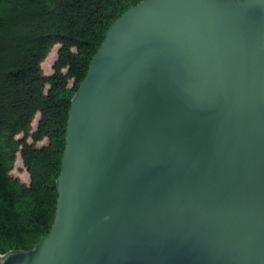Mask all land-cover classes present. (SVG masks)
Wrapping results in <instances>:
<instances>
[{
    "label": "water",
    "instance_id": "1",
    "mask_svg": "<svg viewBox=\"0 0 264 264\" xmlns=\"http://www.w3.org/2000/svg\"><path fill=\"white\" fill-rule=\"evenodd\" d=\"M52 226L0 264H264V0H140L67 114Z\"/></svg>",
    "mask_w": 264,
    "mask_h": 264
},
{
    "label": "trees",
    "instance_id": "2",
    "mask_svg": "<svg viewBox=\"0 0 264 264\" xmlns=\"http://www.w3.org/2000/svg\"><path fill=\"white\" fill-rule=\"evenodd\" d=\"M139 1L0 0V255L49 232L71 99L109 25ZM17 158L28 181L12 174Z\"/></svg>",
    "mask_w": 264,
    "mask_h": 264
},
{
    "label": "rangeland",
    "instance_id": "3",
    "mask_svg": "<svg viewBox=\"0 0 264 264\" xmlns=\"http://www.w3.org/2000/svg\"><path fill=\"white\" fill-rule=\"evenodd\" d=\"M57 46L58 45L53 46L45 59L41 62L42 69L45 73H49L51 71V64L55 58ZM33 124H35V121ZM12 174L17 175L23 181H28L27 172L23 168L20 158H17Z\"/></svg>",
    "mask_w": 264,
    "mask_h": 264
}]
</instances>
